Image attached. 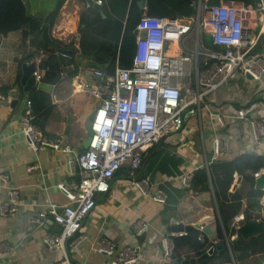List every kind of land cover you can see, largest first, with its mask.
<instances>
[{
  "label": "crops",
  "instance_id": "obj_1",
  "mask_svg": "<svg viewBox=\"0 0 264 264\" xmlns=\"http://www.w3.org/2000/svg\"><path fill=\"white\" fill-rule=\"evenodd\" d=\"M22 1L27 14L43 18L55 8L59 0ZM61 1L54 22L47 32L54 39L61 41L63 47L56 48L48 33L42 27H36L34 20L27 21L6 35L0 33V92L3 90L1 94L4 97L0 100V173H9L10 184L18 189L22 204L14 214L0 215V242L11 247L8 254L0 255V264L55 262L58 251L48 248L42 242L47 232L57 233L60 229L48 213L49 205L61 207L69 204L68 197L58 189L57 184L77 181L80 177L76 170L75 158L77 153L85 148L82 142L86 137L84 122L88 111L81 112L82 106L75 104L77 101L74 100V95L79 92L83 74L91 67L86 66L85 57L79 56L74 48L65 44L75 41L77 46L79 14L87 2ZM138 1L135 0L134 5L139 10ZM199 1L171 0L172 4L167 6L169 14L161 16L190 18L195 15ZM185 2L194 6L193 15L185 14L188 7ZM146 8L145 0L143 14H146ZM191 35L193 36L190 34V37ZM190 37L185 40L187 48H190L187 44V41L191 40ZM261 45L263 46L264 42ZM173 46L174 49H171ZM59 48L69 49L73 53L62 54L58 51ZM178 51H183L181 44L171 42L167 53L175 54ZM250 55L248 58L257 56L264 60V46L261 51ZM71 56L78 64V73L67 78L61 75L60 68L72 67ZM41 59L45 61L43 65L40 64ZM32 61L41 73L39 81L52 87L47 91L52 108L42 133L58 139L61 144L59 149L46 146L32 150L21 133V118L26 110V99H30L32 87L40 89L34 85L24 90L20 81L23 64ZM101 68L107 72L105 68ZM19 70L20 85L16 82ZM56 75L58 80H55ZM255 98L264 101V71L261 79L255 80L246 76L240 69L228 83L205 97L200 113H184L183 124L179 130L169 132L159 142L142 152L143 160L134 177L146 179L152 191L162 192L166 198L164 202L141 195L132 185V177L128 176L127 169L118 170L110 180L109 190L95 193L94 211L83 219L80 229L67 241L72 263L110 264L109 256L97 250L98 241L106 237L116 242V250L126 244L132 245L138 255L134 264H183L177 261V257L188 259L202 253L185 244L184 240L176 239L175 245L173 238L181 236L178 234L172 235L170 239L180 255L162 258L164 238L174 232L171 230L173 224L182 223L192 227V230L183 234L184 236L192 232L197 235V226L203 225L204 239L199 241L204 243L205 251L213 246L212 254H215L208 264H225L221 260L223 255L218 253L217 248L221 245L224 249L221 237L224 232L212 189L193 191L188 188V184H183L182 176L192 174L199 168H207L219 157L232 159L243 153L264 156V133L255 138L248 124V120L253 118L264 126V105L253 108L243 118L237 114L240 108L246 107ZM81 104L84 105L82 101ZM30 110L32 112L31 105ZM68 114L72 116V120L65 131ZM216 116H220L222 122L218 121ZM214 137L221 139L224 148L222 154L216 155L213 151ZM65 145L70 149L65 150ZM263 170L264 165L259 170L260 173ZM240 180L241 176L235 173L231 191L240 186ZM7 198V188L0 185V201ZM260 204V212L264 215V193ZM39 211L46 212V217L43 225L37 226L31 221V217ZM236 216L238 218H234V222H239L243 213ZM138 219H143L148 224L140 234L133 230V224ZM236 234L238 235V232ZM235 238L232 235V239ZM258 258L259 256L256 257Z\"/></svg>",
  "mask_w": 264,
  "mask_h": 264
},
{
  "label": "built area",
  "instance_id": "obj_2",
  "mask_svg": "<svg viewBox=\"0 0 264 264\" xmlns=\"http://www.w3.org/2000/svg\"><path fill=\"white\" fill-rule=\"evenodd\" d=\"M95 1L101 4L103 0ZM257 21L260 24L255 30ZM136 30L130 66L116 65L111 73L101 67H91L83 74L79 91L88 92L97 99L90 121L92 135L89 145L75 158L79 180L57 184L68 197L69 204L61 207L49 205L48 213L60 226L59 232H47L42 238L45 246L59 253L53 264H73L67 241L80 229L83 219L94 211L95 193L108 191L110 180L121 168L127 169L132 185L141 195L164 202L166 198L162 192L152 191L146 179L134 177L143 160L142 152L169 132L179 130L184 120L183 113H200L205 97L228 83L236 71L241 69L255 80H260L264 71L263 59L257 56L248 58L264 31V0H259L256 5L200 0L195 15L190 18L143 14ZM204 33L209 45L201 37ZM188 37L194 48L185 45ZM171 42L180 43L183 51L168 54ZM191 67H194L193 75ZM32 73L37 81L41 79L36 67ZM3 98L0 93V100ZM25 105L21 133L28 147L32 150L46 146L59 149L60 141L44 135L33 121L30 99H26ZM263 105V100L255 98L237 114L243 118L253 108ZM216 118L222 122L220 116ZM248 124L255 138L264 133L262 122L252 118ZM63 148L70 149L68 145ZM213 151L216 155L224 151L219 137L213 138ZM259 174L260 171L254 173L255 177ZM190 177V173L184 174L183 184H188ZM0 183L8 193V198L0 201V215L14 214L22 205L18 189L10 184L7 172L0 173ZM45 217L46 212L39 211L31 221L40 226ZM147 225L145 220L138 219L133 230L140 234ZM197 228L196 237L202 241L203 225ZM170 234L162 243L164 259L173 254L171 236L183 235L186 231ZM226 245L230 250L227 239ZM116 248V242L106 237L97 244V250L109 256L110 264H134L137 261L138 255L132 245ZM10 249L8 244L0 242V255L8 254Z\"/></svg>",
  "mask_w": 264,
  "mask_h": 264
},
{
  "label": "trees",
  "instance_id": "obj_3",
  "mask_svg": "<svg viewBox=\"0 0 264 264\" xmlns=\"http://www.w3.org/2000/svg\"><path fill=\"white\" fill-rule=\"evenodd\" d=\"M208 1L219 3L222 0ZM234 1H241L246 5H256L259 0ZM61 2L59 0L47 16L40 18L27 14L22 0H0V33L6 35L8 32L20 28L27 21L34 20L36 27H42L48 33L49 39L55 44L56 48L63 47L64 44L61 41L54 39L47 32L54 22ZM134 3L135 0H103L101 10L86 4L79 14L77 46L74 44L75 41L65 45L74 48L79 56L85 57L87 67H103L107 70V73H111L116 65L130 66L135 48L134 31L139 18L142 16ZM171 4V0H146V14L168 15L167 6ZM185 4L188 5L185 14L187 16L193 15L194 6L186 2ZM201 37L202 39L206 38L204 39L205 43L209 45L207 35L204 33ZM262 42H264V34L259 37L250 53L261 51L264 46L261 45ZM70 62L72 64L71 68H60L61 75L63 74L67 78L78 73V64L73 56L70 57ZM43 63L45 61L43 62L41 59L40 64L43 65ZM19 75L20 70L16 79V82L20 85ZM56 76L55 80H58V75ZM44 81L53 82L50 80ZM0 93L3 94V90ZM30 94L32 112L34 113L33 121L43 132L45 121L52 108L50 94L36 87L31 88ZM263 165L264 156L243 153L232 159L216 158L207 168L196 169L191 174L188 188L193 191L212 189L224 232L221 233V237L225 252L222 254L221 260L225 264H232V261L235 264H261L264 261V231L247 238L238 234L235 239H232V235L237 233V226L242 222V220L234 222L236 215L246 213L250 218L264 220V215L260 212V199L264 189L254 187V173L259 171ZM235 173L241 176L240 186L231 191L230 187L234 181ZM243 199H246V201L244 202ZM176 239L184 240L185 244L196 248L198 253L205 251L204 243L197 239L194 232L186 236L174 237V243ZM226 239L229 242L230 250L226 245ZM175 245L173 246V254L179 256L180 253L176 250ZM214 255L211 254L195 264H208L214 258ZM258 256L259 258L256 259Z\"/></svg>",
  "mask_w": 264,
  "mask_h": 264
},
{
  "label": "water",
  "instance_id": "obj_4",
  "mask_svg": "<svg viewBox=\"0 0 264 264\" xmlns=\"http://www.w3.org/2000/svg\"><path fill=\"white\" fill-rule=\"evenodd\" d=\"M88 5H92L93 7L101 10V4L96 2L95 0H86ZM139 12L142 15L144 13V5L145 0H139ZM104 16V14L102 13ZM137 30L135 29V33ZM58 51L62 54L68 55L72 54L73 51L66 49V48H59ZM35 63L30 62L29 64L24 63L22 66V75L20 78V81L22 85L24 86V90H28L34 85H37L40 89L50 91L52 87L49 84H46L42 81H37L32 71L34 70ZM246 76L251 78V74L246 73ZM105 77V74L103 75ZM96 106V105H95ZM95 106L87 113L85 117V130H86V137L84 141L82 142L83 147H87L89 145V142L91 140L92 130L90 128V121L92 119V116L95 112ZM186 115H188V112H186ZM72 120V116L68 114L67 117V125L65 126V131L68 129V123ZM235 187V186H234ZM255 187L257 189H263L264 188V170L261 172L256 178H255ZM172 231H190L192 230V227L189 225H183L182 223L173 224L171 226ZM264 231V220H259L255 218H250L246 213H243V218L241 224L237 227V232L240 236L247 238L249 236L255 235L257 233H260ZM237 237V236H236ZM217 248L219 249V254H224V249H222L221 245H218ZM214 251V247L210 246L205 252L198 255L197 257H190L188 259H182L181 257H177V261L181 262L183 264L191 263L195 264L198 261H201L202 259L207 258L209 255H211ZM173 257H175V254H172Z\"/></svg>",
  "mask_w": 264,
  "mask_h": 264
},
{
  "label": "rangeland",
  "instance_id": "obj_5",
  "mask_svg": "<svg viewBox=\"0 0 264 264\" xmlns=\"http://www.w3.org/2000/svg\"><path fill=\"white\" fill-rule=\"evenodd\" d=\"M259 24H260V22L257 21L256 26H255V30L259 27ZM187 44H188V46L190 48H194L195 47L194 44H193V42L191 40H188L187 41ZM190 70H191L192 75H193L194 67H191ZM82 98L84 100H86L87 102H85ZM74 100L77 101L75 104L82 106L81 107L83 109V110H81L82 113H85V111H88L89 112L94 107V105L97 102V99L94 98L90 93H88V92H82V91H79V92L75 93ZM81 101L84 103V105L81 104ZM89 107H90V109H89ZM183 115H184V113H183Z\"/></svg>",
  "mask_w": 264,
  "mask_h": 264
},
{
  "label": "bare ground",
  "instance_id": "obj_6",
  "mask_svg": "<svg viewBox=\"0 0 264 264\" xmlns=\"http://www.w3.org/2000/svg\"><path fill=\"white\" fill-rule=\"evenodd\" d=\"M170 48H171V47H170ZM171 49H174V46H173Z\"/></svg>",
  "mask_w": 264,
  "mask_h": 264
}]
</instances>
